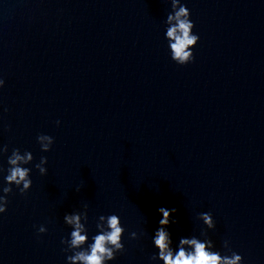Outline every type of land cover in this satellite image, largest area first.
<instances>
[{"label": "water", "instance_id": "1", "mask_svg": "<svg viewBox=\"0 0 264 264\" xmlns=\"http://www.w3.org/2000/svg\"><path fill=\"white\" fill-rule=\"evenodd\" d=\"M180 2L199 35L185 66L164 38L171 0H0V146L34 158L0 215V264H67L63 216L85 204L90 237L121 219L109 264H156L160 207L174 244L210 212L216 249L264 264V0Z\"/></svg>", "mask_w": 264, "mask_h": 264}, {"label": "clouds", "instance_id": "2", "mask_svg": "<svg viewBox=\"0 0 264 264\" xmlns=\"http://www.w3.org/2000/svg\"><path fill=\"white\" fill-rule=\"evenodd\" d=\"M166 25L164 38L167 41L168 52L171 60L178 66H185L194 60L193 49L199 41V35L194 33V23L190 19V12L180 0H171V12L167 14L164 21ZM4 87V80L0 79V89ZM59 125V121L56 122ZM37 142L42 152L50 151L54 140L51 136L40 134ZM7 145L0 146V156L7 155ZM33 155L30 151L21 153L19 149H13L7 155V168L0 167L3 174L4 186L0 187V215L7 210L6 197L12 192L15 186L20 194L28 192L32 186L30 179L31 169L28 165L33 164ZM47 159L41 157L33 167L41 176L47 174ZM80 191L79 188L76 189ZM176 209L160 207L158 214L160 219L158 227L151 236V243L156 250L151 256V261L156 264H243L242 256L232 251L230 242L224 240L222 248L224 252L216 249L213 241L208 237V232L215 230V222L210 212L199 214L203 228L199 236H181L174 244L171 233L168 231L170 216ZM64 223L71 229L67 239H61L65 245V252L72 253L66 256L67 264H109L115 260L117 253L124 251L122 238L125 229L122 226L120 217L117 214L107 216L100 215L96 222V234L89 236L87 228L88 215L87 204L83 211L65 213ZM175 223V221H172ZM46 227L41 225L37 234H44ZM143 235V233H141ZM138 234L133 231L129 233L130 240H137Z\"/></svg>", "mask_w": 264, "mask_h": 264}]
</instances>
